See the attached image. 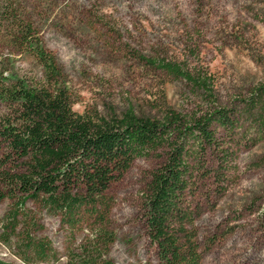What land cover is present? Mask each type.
Here are the masks:
<instances>
[{
	"label": "rangeland",
	"instance_id": "rangeland-1",
	"mask_svg": "<svg viewBox=\"0 0 264 264\" xmlns=\"http://www.w3.org/2000/svg\"><path fill=\"white\" fill-rule=\"evenodd\" d=\"M13 13L56 57L79 113L108 119L132 110L162 120L173 111L186 119L209 109L230 112L237 125L217 127L216 136L234 151L235 169L225 188L202 179L196 197L202 264H264V0H0L4 74L37 79L41 67L12 44ZM219 157L206 153L208 171ZM161 161L137 158L111 186L107 257L114 264H157L142 205ZM9 203L0 202V224ZM40 223L38 235L51 241L57 259L29 264H71L70 249L89 246L86 229L72 236L47 214ZM16 252L0 240V264H28Z\"/></svg>",
	"mask_w": 264,
	"mask_h": 264
},
{
	"label": "trees",
	"instance_id": "trees-1",
	"mask_svg": "<svg viewBox=\"0 0 264 264\" xmlns=\"http://www.w3.org/2000/svg\"><path fill=\"white\" fill-rule=\"evenodd\" d=\"M12 19V44L29 51L42 73L37 79L4 74L0 58V202L10 200L0 240L28 264L56 260L51 241L38 235L47 214L72 236L90 234L89 246L70 249L71 264H114L107 257L114 239L111 186L134 160L156 155L162 161L150 174L142 219L157 264H202L196 197L202 179L211 176L225 188L235 169L234 151L216 136L217 127L237 125L232 114L217 108L186 119L173 111L158 120L132 110L108 119L79 113L54 54L17 13ZM166 68L192 80L178 67ZM210 149L220 153L211 172Z\"/></svg>",
	"mask_w": 264,
	"mask_h": 264
}]
</instances>
